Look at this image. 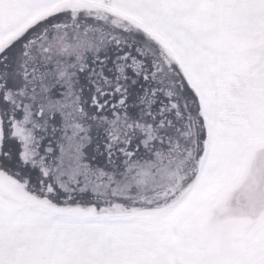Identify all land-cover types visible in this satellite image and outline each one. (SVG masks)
<instances>
[{
	"label": "snow or ice",
	"instance_id": "6c2138e0",
	"mask_svg": "<svg viewBox=\"0 0 264 264\" xmlns=\"http://www.w3.org/2000/svg\"><path fill=\"white\" fill-rule=\"evenodd\" d=\"M0 264H264V0H0Z\"/></svg>",
	"mask_w": 264,
	"mask_h": 264
}]
</instances>
